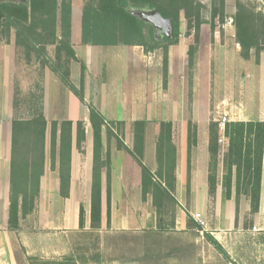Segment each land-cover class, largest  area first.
<instances>
[{"label":"crops","instance_id":"obj_1","mask_svg":"<svg viewBox=\"0 0 264 264\" xmlns=\"http://www.w3.org/2000/svg\"><path fill=\"white\" fill-rule=\"evenodd\" d=\"M77 38L80 43V29H74L72 21L71 45L76 60L81 59L86 69L83 80L84 104L88 99V88L91 85L92 73L97 67L96 63L101 65L105 63L108 73L117 71L118 67L128 71L131 76L129 85L125 84L127 80L122 78L124 87H119V89L116 87L115 95L106 89L104 101H100L101 95L98 97L94 93L89 104L94 106L104 117L108 113L111 114L113 121L116 122H130L132 125L134 121L139 120L147 123L143 155L146 166L148 163L155 165L156 136H154L155 138L154 134L150 136L151 117H154L157 123L160 121L170 122L172 124V143L176 148V193H181L184 189L186 192L187 187L182 180L189 177V193L192 196L191 209H195L205 217L210 202H214L216 218L213 229L209 233L231 260L234 261V256H238V252L242 249L238 246L232 248L235 236L223 228L224 220L226 225L232 226L237 221L244 230L243 224L245 220L249 219L250 222L244 230L249 235L247 239L250 240L253 237L256 244L261 246L260 238L264 235V144L259 206L258 211L253 215L250 214L249 201L244 196L239 198L236 212L234 168L231 172L230 199L223 198V193L226 191L222 184L223 178L227 174L224 163L228 151V140L223 137L222 132L219 133L217 185L214 196L208 194L207 176L209 163L208 125L211 120L219 122L221 118L226 117L227 122H264V51L257 56L252 51L248 59H242L240 47L235 42L231 18H228L222 27H216L213 31L209 25L203 24L199 31V45L195 54L192 77H189L187 55L188 48L194 41L191 34L183 36L177 44L167 48L166 85L163 86L162 63L160 64V60L154 64L151 62L154 52L145 54L143 48L138 46L93 47L84 46L81 43L82 46L76 49L74 41ZM100 69L102 70V68ZM73 70V67L72 71L70 67V81L77 87ZM97 76L100 75L96 73L94 77ZM191 80L192 88L189 98L188 91ZM98 81H101V85L99 82L94 89L101 91L103 89L102 79ZM95 82L97 81L95 80ZM85 108L83 105L82 114H84ZM70 121L75 123L84 121V119L82 120L79 116L76 120ZM188 122H191L196 130V144L191 146L189 153L187 148ZM122 144L123 148L113 150L111 156L113 158L116 153L121 156L122 160V154L128 155L122 172H125L126 177H129L130 172L136 174L138 185L135 190L137 193H141L140 167L127 152V150H132L133 139L128 144L123 142ZM84 145L86 155L82 168L77 166V157L74 155L77 150L74 145L72 147L68 198L60 196L57 171H52L50 166L45 165L35 208L25 217H20L17 230L10 231L7 220L10 197L11 128L9 127L5 132L0 125V264H31L30 259L36 260V262L63 264L71 258L75 260L76 264H80L79 260L85 259V253H81L79 248L81 245L79 235L88 230L92 231L90 228L91 130L85 131ZM188 162L189 168L187 167ZM148 168L152 169L150 165ZM111 171L114 177L113 170ZM112 194L113 184H111V196ZM147 201L151 204L150 199L147 198ZM80 205L84 210L83 229L78 226ZM113 206L111 203L110 228L114 224ZM222 210L225 213L219 218V213ZM149 222L150 214L146 220L143 218V226ZM186 222L185 214L178 213L175 218V229L185 231ZM103 223L106 226V213L102 204L99 230L103 228ZM91 264L96 263L94 261Z\"/></svg>","mask_w":264,"mask_h":264},{"label":"trees","instance_id":"obj_2","mask_svg":"<svg viewBox=\"0 0 264 264\" xmlns=\"http://www.w3.org/2000/svg\"><path fill=\"white\" fill-rule=\"evenodd\" d=\"M224 0L211 9L209 22L203 18L204 5L199 0H83L80 19V42L84 46L142 47L145 54L158 49L163 50L162 74L163 86L166 85L167 48L177 44L181 35V21H185V35H193V44L188 48L189 77L195 64V54L199 45V31L203 24H208L213 31L222 27L227 17ZM132 10L156 11L164 19L172 22L173 38L157 41L153 28L130 14ZM71 0H27V2H0V44H9L14 37L16 49H22L27 60L35 54L43 67H47L60 82L84 104L83 80L85 67L81 64L79 86L70 81V62L76 61L71 45ZM74 20L77 18V6L74 4ZM234 27L235 42L240 47V56L246 60L253 51L257 56L264 51V14L257 13L242 2L236 3V11L231 17ZM54 47V58L46 54V47ZM18 92L12 101V108L17 109ZM36 96L31 95V100ZM31 107V106H30ZM88 122L92 131V167L90 185V228L100 229L102 213V170L106 171L105 207L106 227L110 226L111 213V162L109 152L102 154V133L114 136L111 126L123 128L124 122L108 123L94 106L86 105ZM155 138V164L151 171L143 163L146 122H133V147L127 152L140 167V190L142 202L151 198L154 208V221L157 228L163 213L176 207L174 198L176 186V148L172 143V124L160 121L157 124ZM11 159H10V197L7 225L10 231L19 227L20 217H25L35 208L39 196L40 179L45 169L47 121L43 113L41 97L33 102L29 118L15 117L11 120ZM74 130V135H73ZM218 122L211 120L208 125V194L215 195L217 178V155L219 150ZM228 140V151L224 163L226 176L223 178L225 200L230 199L231 172L235 169V206L241 196L248 199L250 214L258 211L260 196L261 162L264 144V122H226L222 132ZM85 141L84 123L69 120L52 121L49 127V166L56 170L59 179V193L68 198L70 189L71 151L83 153ZM117 147L123 148L116 137ZM196 144V130L191 122L187 124L188 153ZM189 168V162L187 163ZM189 194V177L186 179ZM186 228H192L194 220L186 216ZM78 226L84 227V210L79 207ZM174 226V218H173ZM196 227V225H195ZM158 230L161 229L158 227ZM204 239L220 254L224 253L219 243L208 233ZM31 264H62L36 262ZM63 264H76L71 258Z\"/></svg>","mask_w":264,"mask_h":264},{"label":"rangeland","instance_id":"obj_3","mask_svg":"<svg viewBox=\"0 0 264 264\" xmlns=\"http://www.w3.org/2000/svg\"><path fill=\"white\" fill-rule=\"evenodd\" d=\"M205 9L203 10V18L209 22L211 9L213 6L218 5L219 0H199ZM242 2L249 8L255 10L257 13L264 14V0H224V9L227 18H231L236 11V3ZM74 4L77 6V18L74 20ZM71 27L73 21L74 29H80L81 11L83 7V0H71ZM181 35L178 37L182 39L185 37V21H181ZM208 25V24H207ZM76 49L82 45L78 43V38L75 39ZM46 54L49 58H54V47L47 46ZM81 56V54H80ZM83 56V55H82ZM83 58V57H82ZM163 59V50L158 49L154 51L151 62L154 64L156 61ZM101 63V62H100ZM82 60L71 61L69 70L73 67L74 80L76 88H78L80 80V68ZM94 64V63H93ZM105 63H96L91 77V85L88 88L87 102L80 104L79 100L60 82L58 77L54 75L47 67H43L40 58L35 54L27 60L24 56L22 49H16L14 46V37L11 36L9 44H0V125L1 129L5 132L8 131L11 120L15 117L29 118L33 102L41 97L43 105L44 117L47 121L46 132V158L45 165L49 166V127L52 121L58 123L63 120H76L79 116L84 119V130H91L88 122L87 108L82 114L83 105H88L90 99H93L94 93L100 97V101H104V96L108 92L115 95L116 87H124L122 78L130 83V73L124 71L123 68L117 71L107 72ZM72 65V66H71ZM113 65V64H112ZM102 68V70L100 69ZM116 68V67H115ZM114 68V69H115ZM100 69V70H99ZM86 71V69H85ZM84 71V74H85ZM97 73V77L94 75ZM83 74V76H84ZM95 78V79H94ZM102 79L103 89L96 91L95 85H98ZM95 80L97 82H95ZM128 87V86H127ZM192 80L190 90L188 91L189 98L191 97ZM18 92L17 101L19 103L17 109L12 108V101L15 92ZM118 92V91H116ZM31 95L36 96L35 100H31ZM101 103V102H100ZM31 106V107H30ZM105 120L108 123L115 122L111 114H107ZM180 120V119H179ZM221 120V119H220ZM219 120V121H220ZM150 136H156L157 122L154 117H151L149 122ZM147 124V123H146ZM86 128V129H85ZM156 128V130H155ZM146 129V128H145ZM114 136H108L105 131L102 133L103 146L110 155L111 170H113L114 177L111 171V184H113V194L111 196V203L114 205L112 214L114 224L113 227L107 228L103 223V228L96 231H85L79 235V246L81 253H85V259L79 260L80 264H91L95 261L96 264L107 263H120V264H264V235L260 240L262 245L256 244L253 237L247 239L249 235L244 230L248 226V220L243 224L244 230L239 226L238 222L235 225H226L222 222L223 228L235 238L232 241V248L236 246L242 250L238 252V256H234V261L228 256H224L216 251L205 239L204 234L209 233L213 229L216 211L214 210V202H210L207 214L205 217L195 209H191V194L186 192L176 193L174 191V198L177 201V206L173 207L169 212L163 213L161 216V223L157 228H154V208L149 201L142 202L141 193L136 192L137 179L136 174L130 172L129 177H126L123 164L126 162L128 155L126 153L118 156L115 153L113 158L111 154L113 150H120L117 147L116 137L121 142L128 144L133 139V123H124L123 128L111 126ZM74 131V130H73ZM155 138V137H154ZM91 139V134H90ZM83 153L74 152L77 157V166L82 168L84 166L85 145L82 146ZM105 147L102 150L104 154ZM120 159H119V158ZM144 163V160H143ZM151 170H155L156 164L153 166L148 163ZM113 166V168H112ZM102 184H103V197L102 204L104 212L105 207V185H106V171L102 170ZM186 185V178L183 180ZM101 184V185H102ZM130 188V189H129ZM148 200L151 198L147 197ZM178 213H184L193 219V215L199 214L204 224L203 227L199 226L195 221L192 228H186L185 231H177L175 229V218ZM225 213L224 210L220 211L219 218ZM111 214V213H110ZM150 214V222L143 226V218L148 217ZM174 218V226H173ZM194 220V219H193ZM128 221V222H127ZM105 222V220H104ZM129 223V224H127ZM125 224V225H124ZM122 225L124 227L122 228ZM196 225V227H195ZM158 227L161 229L158 230ZM115 228V229H114ZM251 236V235H250ZM73 238V236H72Z\"/></svg>","mask_w":264,"mask_h":264},{"label":"water","instance_id":"obj_4","mask_svg":"<svg viewBox=\"0 0 264 264\" xmlns=\"http://www.w3.org/2000/svg\"><path fill=\"white\" fill-rule=\"evenodd\" d=\"M0 2H22L27 0H0ZM130 14L142 20L144 23L149 24L154 31V38L157 41L165 39L171 40L173 38L172 22L170 19H164L158 12L132 10Z\"/></svg>","mask_w":264,"mask_h":264},{"label":"built area","instance_id":"obj_5","mask_svg":"<svg viewBox=\"0 0 264 264\" xmlns=\"http://www.w3.org/2000/svg\"><path fill=\"white\" fill-rule=\"evenodd\" d=\"M226 122H227L226 117L221 118V120L218 122V128H219L220 132H223ZM193 219L199 226H201V227L204 226V224H203V222L201 220L202 218H201V216L199 214L193 215Z\"/></svg>","mask_w":264,"mask_h":264}]
</instances>
